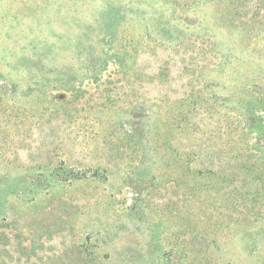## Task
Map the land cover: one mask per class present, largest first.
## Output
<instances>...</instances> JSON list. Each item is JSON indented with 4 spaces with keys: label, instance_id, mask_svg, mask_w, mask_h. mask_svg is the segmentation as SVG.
Returning <instances> with one entry per match:
<instances>
[{
    "label": "rangeland",
    "instance_id": "374dc122",
    "mask_svg": "<svg viewBox=\"0 0 264 264\" xmlns=\"http://www.w3.org/2000/svg\"><path fill=\"white\" fill-rule=\"evenodd\" d=\"M225 6L0 0V264H264V30Z\"/></svg>",
    "mask_w": 264,
    "mask_h": 264
},
{
    "label": "trees",
    "instance_id": "16d2710c",
    "mask_svg": "<svg viewBox=\"0 0 264 264\" xmlns=\"http://www.w3.org/2000/svg\"><path fill=\"white\" fill-rule=\"evenodd\" d=\"M155 2L157 0H151ZM165 3H170L175 7L181 8L183 12H188L192 8H196L202 3H214L222 1L223 4H226V13L229 15V19L235 23H238L241 20H244L245 23H242L243 31L255 32V27L260 26V31L264 30V0H162ZM252 7L251 13H249L248 8ZM193 10V9H192ZM132 14V8L128 5H107L101 12L97 26L94 28V31L97 33L98 37H101L100 43L105 44L106 48L102 51V56L105 58L110 57L113 59L117 66V72L124 70L127 57L123 54L122 49L117 45V41L120 38L121 32L119 26L129 19ZM155 20V19H154ZM247 21V22H246ZM183 23H188L186 18H183ZM242 22V21H241ZM164 23L160 20L157 21V25L161 28V32L169 34L162 27ZM153 26V25H152ZM239 27V26H238ZM153 30L156 28L153 26ZM147 29V37H152V33L156 34L157 32ZM144 33L142 34L144 36ZM257 34V31H256ZM194 42H197L196 40ZM207 39H202L200 42V49L203 51L206 50L208 46ZM92 67L88 69V73H92V78L96 79L100 74L104 66H106V59L97 57L95 60L90 59L88 61ZM2 75L0 74V77ZM15 85L14 83H12ZM140 109L139 107L133 106L131 108V113H136ZM251 127H249L250 129ZM68 176L71 173H67Z\"/></svg>",
    "mask_w": 264,
    "mask_h": 264
}]
</instances>
